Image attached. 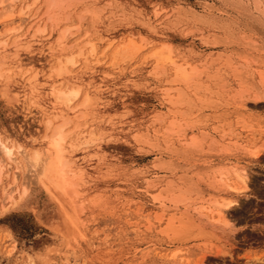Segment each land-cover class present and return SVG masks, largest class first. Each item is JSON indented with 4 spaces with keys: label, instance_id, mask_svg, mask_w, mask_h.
<instances>
[{
    "label": "rangeland",
    "instance_id": "rangeland-1",
    "mask_svg": "<svg viewBox=\"0 0 264 264\" xmlns=\"http://www.w3.org/2000/svg\"><path fill=\"white\" fill-rule=\"evenodd\" d=\"M229 1L91 0V8L100 13L95 21L89 13L80 18L79 3L65 21L81 29L71 27L70 41L90 32L99 52V37L117 44L126 37L139 41L144 36L147 44L125 65L120 60L117 66L110 64L111 50L97 63L95 57L87 56V64L77 57L69 73L57 78L50 76L54 61L49 53L57 47V30L48 31L47 0L8 2L12 17L0 16V33L6 25H17V11L31 5L25 22L10 37H21L19 52L33 67L35 93L19 74L8 86L13 98L0 88V141L26 150H15V164L0 173V264H264V17L255 9V0H240V7ZM42 26L46 32L30 37ZM161 43L170 45L176 61L202 69L201 88L187 91L196 102L188 118L177 111L184 108L169 101L176 92L172 87L180 86L169 81L173 70H158L154 59H145L144 54ZM12 47L7 46L6 54ZM65 77L79 86L73 102L77 110L85 93L92 97L85 117L74 118L83 125L79 130L86 135L92 127L98 135L92 143H82L80 136L77 146L79 130L67 125L72 129L68 140L76 143L71 147L74 165L80 170L76 180L81 222L75 226L56 211L26 159L45 144L44 121L55 101L50 91L59 79L69 84ZM66 114L72 117V111ZM167 120L180 129H166ZM191 135L199 148L186 147ZM256 145L263 147L253 157L248 150ZM220 168L228 172L221 169L222 175ZM233 169L245 170L248 189L236 196L227 227L213 220L208 205L232 194L217 179L220 175L232 181ZM12 173L17 175L14 184ZM189 185L198 188L183 201L187 206L169 200L179 192L175 188Z\"/></svg>",
    "mask_w": 264,
    "mask_h": 264
},
{
    "label": "bare ground",
    "instance_id": "bare-ground-1",
    "mask_svg": "<svg viewBox=\"0 0 264 264\" xmlns=\"http://www.w3.org/2000/svg\"><path fill=\"white\" fill-rule=\"evenodd\" d=\"M13 1L14 0H0V16L3 15L4 16L3 19H6V17L7 18L12 17V14H10L11 13V9H12V7H11L12 5L9 4V3H12ZM34 1H36V0H34ZM90 1L91 0H47V9H46V14H45L44 17H47V20H48V23H49V24L48 23L47 24L51 25V26L48 27V31L50 32V27H52L53 29L57 30V31L55 30L56 31V40H54V42L56 41L57 47L53 48L51 50V52L49 53L50 58H52L53 61H54V65H52L51 68H50L51 71L48 70V71L52 72V74H50V76L53 75L56 78L59 77V76L60 77L61 76H65V74L69 73V71H70L69 67L75 65V63H78L77 59L79 57H81L80 58L81 60L83 59V61H85L84 64L88 63L86 61L87 56H88L89 59L91 57H93V58L95 57L96 58V59H94L95 63H97V61L101 62L102 61L101 59L106 57L108 55L107 52L110 51V50H111V52H110V55H111L110 62L111 63L110 64H113L114 66L115 65L117 66V64H115V61L116 60L117 61L120 60V63L122 62V63H124L123 65H125L126 64L125 62H127L128 60H131L139 51L143 50L144 49L143 47H145V44H147V42H146L147 40H146V38H144V36H142L141 38L139 36V38H140L139 41H136L138 39H135V40L133 38L127 39L128 37H126L127 40L125 39L123 41L118 42L117 44L114 41L115 39H105L103 37H99L101 44L103 43V48L101 47L102 49L99 52L98 44L96 43L95 40H93L91 38V34H89L90 33L89 31H88L89 32L88 34L84 32L85 35L82 34V37L81 36L79 37V35H77L76 39L73 38V40L70 41V37L73 34V32L71 31V27L73 28L74 25L71 24V23H70L71 26L68 25V24H65L66 23L65 21H67V20L70 21V19H69V17H71L70 14H71L72 11H74V8L76 6H78L79 3H82L81 7L83 8L82 9L83 11L81 12L82 14L80 15V18L83 19L84 17H86V14L89 13L91 15V19L92 20H94V21L97 20V18H98L97 15H99L100 13H97V11H98L97 9H96L97 11H94L95 8H93V9L91 8L92 7V3H90ZM227 1H229V0H227ZM231 1L233 2L234 6L240 7V0H231ZM6 2L7 3L9 2L8 5H6ZM254 2H255L254 3L255 9L264 17V4H263L264 2H262L263 5L258 0L257 1L255 0ZM243 3L245 4L246 2H243ZM30 6L31 5H28V4H24V7L20 6L21 8L19 9V11H17V12H19V14H18L19 15V20L17 22L18 24L17 23H16L17 25H12L11 24V26H9V25L7 26L6 25L5 28L3 27L5 30L0 33V50H1V53H0V82H1L0 88H1V92L4 95H8L10 97L12 96V94H10V92L8 90V86L10 85L9 83L11 81L12 76L16 75V74L17 75L19 74L18 76H20L21 78L24 77L27 83L29 82L30 85H28V86H29V90L30 91L33 92L34 89H35L34 88V83L35 82L33 80L35 74H34V71H33V67L30 64V62L29 63H26V62L24 63L23 62L24 59L22 60L21 55H20L21 52H19L20 46H21V43H20L21 42V37L20 36L19 37L18 36L10 37L11 34L13 32H15L16 30H19V28L21 27L22 23L25 22V18H26L25 16H27L29 14L28 9L30 8ZM182 12H183V10H182ZM156 13H158V11ZM156 13H155V15H156ZM184 13H185V11H184ZM184 13H182V14H184ZM180 14H178V15L181 16ZM27 18L29 19V17H27ZM169 20H170V18H169ZM9 22L10 21H8V24H9ZM44 24H45V22H44ZM168 24H170V23H168ZM41 25H42V23H41ZM75 25L78 28V26H77L78 24L76 23ZM37 27H38V25H37ZM89 28H92V26L89 27ZM74 30L79 32V30H81V29L78 30L76 28H73V31ZM26 31H28V30H26ZM44 31H45V26H42L41 29H40V27L36 28V29H34V32L32 34L30 33V37H32L34 35H38L39 33L44 32ZM27 33H28L27 36H29V32H27ZM23 34H21V35H23ZM47 34L45 36H48ZM49 34L51 35V33H49ZM93 34H94V31H93ZM74 35H76V34H74ZM51 40H53V39H51ZM10 44H12V46H13L12 48H14V51L13 50H12V52L10 51L9 52L10 55H9V54H6L5 51H8L7 50V46H9ZM49 44H51V43H49ZM153 47L154 48H152V49L148 48V49H150L148 52L144 51V52H146L144 54L145 57H146L145 59H147L148 57L154 59V63H152V64H154V66H155V64H157V66L159 65V67H157L158 70L160 68H161V70H165V67H167V66H169L173 70L172 77L169 78V81L171 79L172 83H177V85L179 84L180 86L172 87V89L175 90L176 92H175V94H173V97H171L169 99V101H170V104H172L174 106H179L180 108H184V109H179L178 110L177 107H175L177 109V111H180L181 114L183 113L184 116H186V118H188V116H189L188 114L190 113V110H192L194 108V106L196 105V102L193 101V98L188 94L187 91H195V90H199L201 88V85H199V81L200 80H198V79L201 77L200 75L202 73V69L196 68V66L195 65L193 66V64L192 65H189V64H186V63L182 64L183 61H182V63L180 61L179 62L176 61L175 57L173 56L172 49H171L169 44H166V43L162 44L161 43V45L153 46ZM11 53H13V54L11 55ZM144 55H143V59H144ZM30 56H32V55H30ZM83 61H81V62H83ZM199 62H201V61H199ZM117 63H119V61ZM26 65H28V66H26ZM188 65L190 67H188ZM166 69H168V67ZM35 71H38V70H35ZM66 78L67 77H65V81L68 82L69 79L66 80ZM61 79H63V78H61ZM59 80L57 81L59 85L58 86L57 85L52 86L53 88L50 91V94H53V96L55 98V101L52 102V103H54L53 108H52V114L49 117H46L44 115L47 118V119L45 118V121H44V123H46L45 124L46 125L45 130H47L45 135L43 136L45 144L43 145L42 148L40 147V148L35 149L34 152L32 151V153L30 152L31 155H29V156L25 155V156H26V159L28 161V164H30L31 168L34 170L33 173L36 172L35 173L36 176L35 175L34 176L37 179L40 180L39 182L43 185V187L46 189V191L49 193V195H51L52 201L56 205V211L58 210V211L62 212L63 216L68 218V219H70V221L72 222L71 226L72 225L75 226L74 223L81 222L80 221L79 210H78V207H77V206L80 205L81 202L78 204V201H77V196L79 194V190L77 188L78 184H77V180H76L77 179L76 177L78 176V173H80V170L78 168H75L74 160H73L74 157H72V151L73 150L71 151V147H73V146L75 147L76 143H77V146H78V144L80 143V142L78 143L80 136L84 137L83 139H85V141L82 142V143H87V142H90L91 140L93 141L98 135L95 134V131H92V127H91V129L87 128L88 130H90L88 132V134L85 135L84 132H83L84 134L81 133L83 130L81 131L79 129H82L83 125H81V123L78 122V121L75 122V120H74V118H84L85 117V115L87 114V110H88L89 106L93 103V101L91 100L92 97L85 93L84 96L82 97V99L79 101L80 102L79 107H81V109L77 110L78 104L73 105V102L78 97V95L80 93L79 86L75 87L76 84L74 86H72L69 82L68 83L70 85L67 84V83H64L65 85H63V84L59 83ZM70 81H72V80H70ZM24 83H25V81H24ZM199 86H200V88H199ZM168 88L169 87H167L166 90ZM244 88H246V87H244ZM262 90H261L262 91L261 92L262 93L261 96L264 95V87L262 88ZM240 92H241V90H240ZM33 93H35V91ZM28 94H30V92ZM23 95H25V94H23ZM167 97H169V95ZM12 98H13V96H12ZM245 98H248V97H245ZM256 98H258V97H256ZM198 101H200V99ZM240 106H245V105L242 102ZM241 108H244V107H241ZM67 111H72V114H71L72 117L66 116L67 115L66 114ZM167 122H169L167 124L168 126L166 124L165 125H166V129H168V130H172V129H174L175 127H177L179 125V124L175 125L174 120H170V121L167 120ZM69 124H72V128H74L75 130L77 128L79 130L78 131L79 133H77V138L74 139V142L76 141L75 145L72 142L73 139H72V141L68 140L69 139L68 138L69 133H72L71 127H70L71 130H69V128H67V125H69ZM219 125H221V124H219ZM179 126H178V129H180ZM99 136H100V134H99ZM191 136H193V135H191ZM139 138H140V136H139ZM92 141H91V143H92ZM196 141H198V140H195L194 136L190 137V139H188V141H185L186 142V147H190V146L196 147L197 146V148H199L201 145H197L198 142H196ZM228 141H230V140H228ZM234 144H235V142H234ZM14 145L15 144H13V143L6 144L4 141H0V149L3 152V154L5 155V158H3V160H1L2 158L0 159V173L5 168V166H7V170H9L10 168H12L13 163L16 162L15 160L17 159V157H16L15 150L18 149L17 153L18 152L20 153L21 150L19 151V149L22 148V147L21 146L14 147ZM242 147H244V146H242ZM261 147H263V146L256 145L255 147L253 146L251 148V150H248V151L251 153V156L253 155V157H254V156H257L260 153V150L262 149ZM22 150H24L23 152L26 151L23 148H22ZM23 152L21 151V153H23ZM198 153H199V151H198ZM3 163H5V164L3 165ZM221 169L222 168H220V171H221L220 174L223 175V173H222L223 169L222 170ZM226 170H223L225 174H226V172H228ZM233 170H234L233 171L234 173H233L232 181L230 179H228L230 182H227L228 180H225L226 178L224 179L223 176L220 177V175H219V177L217 179L218 182L219 181L221 182V183L219 182V184L221 186H224L229 191H231L232 194L230 196H227V197H221L220 199H218L216 201L214 199L215 202L214 203L212 202V203H210L208 205L209 206L208 208L210 210V214L211 215L213 214V216H215L213 218V220L215 219L216 221L224 224L227 227L230 226L229 225L230 224L229 223L230 222L229 213L235 207V205L237 204V201H238V198L236 196H238V195L240 196V195L245 194V192H247V189H248V179H247L248 176L246 175L245 170L244 169H241L240 171L238 170L239 172L235 171L237 169H233ZM230 171H232V170H230ZM11 177H12V184H14L17 181V175L15 173H12ZM213 183H215V182H213ZM208 186H210V185H208ZM172 188H175V187H172ZM184 188L183 189L180 188L181 190L175 188V190H177V192L178 191L179 192L176 193V194L174 192L173 197L170 194L171 198H169V200H174L175 202H182V204H183V203L186 202V199L188 200V198L190 197L189 194L192 193V192H196L197 191L196 189L198 187L195 186V185H191V186L189 185L187 188H185V189ZM164 190H165V188H164ZM11 192H13V191H11ZM224 192H225V190H224ZM23 193H24V190H23ZM228 195H229V193H228ZM9 198H12V197L9 196ZM9 198H8V200H10ZM184 200H185V202H183ZM187 204H188V202H187ZM183 205H185V204H183ZM202 205H204V204H202ZM185 206H187V205H185ZM201 208H204V207H201ZM203 210H206V209H203ZM182 212H184V211H182ZM179 213H181V212H179ZM183 214L184 213H182V215ZM170 216H174V215L170 214ZM173 218L176 219V217H173ZM175 219H173V221ZM186 219L188 220V218H186ZM210 219L212 220V218H210ZM179 220H181V219H179ZM179 220L178 221L176 220V221L179 222ZM55 222L56 221H52L50 224H53V226H55ZM182 222L183 221H181V223ZM171 224H173V223H171ZM175 225H176V223H175ZM181 225H183V224H181ZM184 226H185V224H184ZM210 226H211V224H210ZM70 228L71 227H69V229ZM186 228H184V229L186 230ZM175 229H173V230H175ZM185 230H180L179 232L185 231ZM182 234L184 236L183 232H182ZM192 235H193V233H192ZM256 259H260L261 260V258H258V257Z\"/></svg>",
    "mask_w": 264,
    "mask_h": 264
}]
</instances>
